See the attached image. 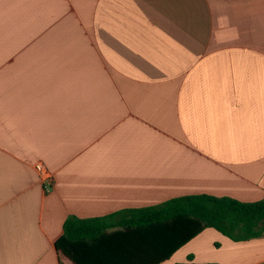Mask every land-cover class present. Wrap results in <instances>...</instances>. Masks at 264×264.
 <instances>
[{"label":"crops","instance_id":"0c3cea01","mask_svg":"<svg viewBox=\"0 0 264 264\" xmlns=\"http://www.w3.org/2000/svg\"><path fill=\"white\" fill-rule=\"evenodd\" d=\"M199 194L264 198V0H0V264H72L69 218L109 225L85 264H149L131 214ZM185 263L264 264V235Z\"/></svg>","mask_w":264,"mask_h":264},{"label":"trees","instance_id":"16d2710c","mask_svg":"<svg viewBox=\"0 0 264 264\" xmlns=\"http://www.w3.org/2000/svg\"><path fill=\"white\" fill-rule=\"evenodd\" d=\"M131 215L134 221L149 223L150 235L146 237L148 253L152 256L149 264L169 259L207 228H213L236 242L264 235V198L256 202H241L231 197L187 195L135 210ZM108 226L101 220L69 218L64 224L62 236L55 242L56 250L72 264H85L86 241L103 233ZM107 263L115 264L110 258Z\"/></svg>","mask_w":264,"mask_h":264},{"label":"built area","instance_id":"2783aa9c","mask_svg":"<svg viewBox=\"0 0 264 264\" xmlns=\"http://www.w3.org/2000/svg\"><path fill=\"white\" fill-rule=\"evenodd\" d=\"M35 172L39 181L43 185L45 193H49L54 188V176L53 173L47 168L43 162H37L35 164Z\"/></svg>","mask_w":264,"mask_h":264}]
</instances>
